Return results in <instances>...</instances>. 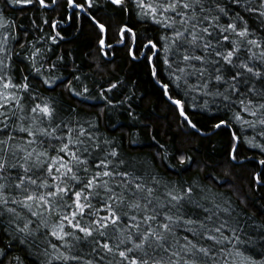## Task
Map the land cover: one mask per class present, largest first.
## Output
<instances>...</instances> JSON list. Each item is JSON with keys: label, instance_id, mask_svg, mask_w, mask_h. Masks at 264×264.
Here are the masks:
<instances>
[{"label": "snow or ice", "instance_id": "1", "mask_svg": "<svg viewBox=\"0 0 264 264\" xmlns=\"http://www.w3.org/2000/svg\"><path fill=\"white\" fill-rule=\"evenodd\" d=\"M0 264H264V0H0Z\"/></svg>", "mask_w": 264, "mask_h": 264}, {"label": "trees", "instance_id": "2", "mask_svg": "<svg viewBox=\"0 0 264 264\" xmlns=\"http://www.w3.org/2000/svg\"><path fill=\"white\" fill-rule=\"evenodd\" d=\"M8 14L15 15L18 20H23L25 24H27V16L31 15V13L23 15L19 12L13 13L11 10H9ZM92 42L93 36L91 35V30L85 25L82 32L76 35L74 42L68 45V47L78 49V54L84 60L83 53L89 50ZM84 70H88L86 64ZM117 72L119 75L125 76L127 80L135 81L138 92L145 95L146 99H144L142 106L138 110L143 116L148 118L156 131L160 133V138L176 137L178 130L175 128L174 118L170 114L165 102L160 98L145 70L141 66L127 62L124 54L121 52L118 53ZM104 123L109 126L114 124L116 127H119L121 124L129 123V120L126 115L117 113L111 117V120L104 118ZM121 131L126 133L127 130L121 129ZM165 133L168 134V137H165ZM117 134L119 135L120 133ZM148 136L149 134H145L140 138L139 148L145 152L150 150L149 145L151 142ZM181 139L191 140L190 146L197 148L199 150L198 154L202 155V158L218 159L227 141V135L222 134L208 138L181 137ZM151 150L154 151L155 149Z\"/></svg>", "mask_w": 264, "mask_h": 264}]
</instances>
